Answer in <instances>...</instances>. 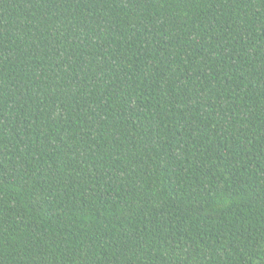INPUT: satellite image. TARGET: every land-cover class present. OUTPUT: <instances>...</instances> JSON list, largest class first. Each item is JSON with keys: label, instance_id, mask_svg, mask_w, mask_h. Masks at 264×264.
Instances as JSON below:
<instances>
[{"label": "trees", "instance_id": "obj_1", "mask_svg": "<svg viewBox=\"0 0 264 264\" xmlns=\"http://www.w3.org/2000/svg\"><path fill=\"white\" fill-rule=\"evenodd\" d=\"M0 264H264V0H0Z\"/></svg>", "mask_w": 264, "mask_h": 264}]
</instances>
